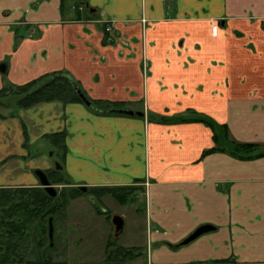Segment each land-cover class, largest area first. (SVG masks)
Wrapping results in <instances>:
<instances>
[{
	"label": "crops",
	"instance_id": "obj_1",
	"mask_svg": "<svg viewBox=\"0 0 264 264\" xmlns=\"http://www.w3.org/2000/svg\"><path fill=\"white\" fill-rule=\"evenodd\" d=\"M75 1L89 7L76 13ZM1 64L0 89L67 71L90 99L144 115L3 97L0 187L40 186V151L63 132L55 148L71 184L142 188V264H264V154L227 149L253 143L264 153V0H0ZM193 113L215 133L173 120ZM216 145L226 150L208 151ZM204 225L212 230L181 244Z\"/></svg>",
	"mask_w": 264,
	"mask_h": 264
},
{
	"label": "rangeland",
	"instance_id": "obj_2",
	"mask_svg": "<svg viewBox=\"0 0 264 264\" xmlns=\"http://www.w3.org/2000/svg\"><path fill=\"white\" fill-rule=\"evenodd\" d=\"M67 7L70 8V4ZM10 99V101H15L14 98ZM88 108L92 110L91 107ZM46 148L40 151L43 155L34 170H54L57 175L63 176L61 170L63 159L60 151L53 145ZM54 186L55 188L59 186L58 190L60 189V185L55 184ZM121 191L125 195V202L101 190L92 194L94 200L89 194H76L74 190L70 195V188L63 190V194L58 196L59 200L63 201L66 198L71 200L68 199L66 208L56 214L54 243L49 248L48 254L58 261L89 264L104 261L114 248L123 246L134 252H140L134 264L145 262L146 254L150 251V244L146 230L148 227L145 217L144 192L142 188L135 189L134 187H126ZM114 215H120L124 220V227L117 236L111 222ZM39 221L40 219L36 217L28 223L22 243V254L24 258L30 260L38 257L36 242L41 232L36 224Z\"/></svg>",
	"mask_w": 264,
	"mask_h": 264
},
{
	"label": "trees",
	"instance_id": "obj_3",
	"mask_svg": "<svg viewBox=\"0 0 264 264\" xmlns=\"http://www.w3.org/2000/svg\"><path fill=\"white\" fill-rule=\"evenodd\" d=\"M63 2V0H62ZM73 9L76 10V13H80L82 10H87L89 7L84 3H79L78 1L74 2ZM93 14L88 13L85 19H90ZM82 17L77 14L72 19L79 20ZM74 85L84 94V96L90 100V104L88 107L92 108L96 114L99 115H117L116 113H110V109L122 108L121 103L110 102L106 100L99 99H90L87 97L86 93L82 89L80 83L75 80V78L67 71H56L46 75H42L39 78L32 80L24 85H6L0 89V107L4 106L5 103L2 102L3 97H9L14 95L17 101V106L26 108L30 107L38 102L42 101H61L63 103L69 102H83L82 99L78 96ZM7 100V99H6ZM193 112V111H189ZM194 118L184 119V118H174L173 120H184V121H200L203 122L214 130L215 127L212 124V121L206 118L204 115H197L193 113ZM4 115L0 111V117ZM151 118H155L158 121H172L171 119H166L165 117H161L160 115H154ZM217 135V134H216ZM54 140V144L57 147H63L64 143V133L57 132L49 135ZM215 136V134H214ZM217 140V138H216ZM215 141V137H214ZM229 148L230 153L235 156L243 157V158H251L255 156H260L264 153L253 154V152L258 148V145L253 143H240V142H230ZM215 150H226L225 147H220L219 145L214 146V148L208 151ZM48 175L51 178L53 184H70L69 180L61 175H57L55 172H48ZM126 187H90L91 192H96L97 190H101L104 193H110L115 199L125 202V195L123 191ZM130 188V187H129ZM4 195L3 205H8L7 209H9L10 221L8 227L10 230L14 232H19L24 227L22 220L15 217V211L17 208H13L10 204L12 202H19L23 204L26 208L25 212L28 213V217H32L34 213L37 211L36 205L41 206L39 211L45 206L50 204L52 200L46 192L39 187H21L17 189H6ZM76 194L78 190L75 189ZM27 217V218H28ZM25 218V217H24ZM12 237V236H10ZM11 240H8L7 245H10ZM140 252L134 253L132 250L128 248L116 247L112 250L111 254H108L105 261H110L112 263L126 262L127 259L131 260L132 257L138 256Z\"/></svg>",
	"mask_w": 264,
	"mask_h": 264
},
{
	"label": "flooded vegetation",
	"instance_id": "obj_4",
	"mask_svg": "<svg viewBox=\"0 0 264 264\" xmlns=\"http://www.w3.org/2000/svg\"><path fill=\"white\" fill-rule=\"evenodd\" d=\"M107 26H110V25L105 26V28H104L105 32H107L106 31ZM110 30H111V26H110ZM142 68H143V61H142ZM143 71H144V69H143ZM147 72L144 71L145 74ZM116 109H119V108H116ZM60 168L61 167H59V169ZM44 172L46 173L48 180L50 181V184L52 186H54L55 184L52 183L51 178L48 175V172H50V171L46 170ZM52 172L56 173V171H54V170ZM63 177H66V176L63 175ZM78 186H80V185H77L74 188V185L71 183L70 184H60L59 190H58L59 186L56 188L54 186V188L56 190V195L50 196L45 191V188L40 184V186H38V187L42 188L46 192V194L49 197H51L52 200L50 201V204L48 206H45L42 209V211H39L41 206L36 205L37 211L34 213V215L32 217L26 216V215H28V213L25 212L26 208L23 204L19 205L20 204L19 202H12V204L8 203L13 208L14 207L17 208V211H15V217L18 219H21L22 222H24L23 223L24 227L19 232H14V231L10 230V228L8 227L9 221H10L9 209H7L8 205H6V206L3 205V203H5L3 199H4V195H5L4 190H6V189L14 190V189L21 188V187H0V264H58L57 262H55L58 260H56L54 257H52L51 255L48 254L49 248H51V246L49 245V243H50L49 219H51V221H52V227H53V233L52 234L54 235V229H55L54 220L56 218V214L58 212H60L61 210H64L66 208V205L68 202L67 200L70 199V198H66L63 201L59 200L58 196L60 194H63V190H65L66 188H70V195H71V191H74L75 189H77L78 190L77 194H80V195L89 194L91 196V198L94 200V197L92 196V194L94 195L95 193L90 191V187H88L86 185L88 187V191L82 192L78 188ZM99 188H101V187H99ZM70 195H69V197H70ZM56 201H58V202H56ZM36 217L40 219V221L36 224V226L40 228L39 231L41 232V234H39L38 240L36 242V246H37L36 248L38 250V257H35V258L33 257L32 258L33 260H30L28 258H24L23 254H22L23 253L22 252L23 251L22 250V243L24 241V237L26 234V228H27L28 223ZM111 222H112V219H111ZM10 236H12V237H10ZM8 240H11L10 245H7ZM53 243H54V241H53ZM63 262H66V261L65 260L60 261V263H63Z\"/></svg>",
	"mask_w": 264,
	"mask_h": 264
},
{
	"label": "water",
	"instance_id": "obj_5",
	"mask_svg": "<svg viewBox=\"0 0 264 264\" xmlns=\"http://www.w3.org/2000/svg\"><path fill=\"white\" fill-rule=\"evenodd\" d=\"M0 71L4 72L5 71V65L1 64L0 65ZM74 88L78 94V96L82 99V101L86 104L89 105L90 101L84 96V94L77 88L76 85H74ZM110 112H115V113H119V114H125V115H137V116H143L144 113L140 112V111H133V110H129V109H110ZM35 174L39 179L40 184L45 188V191L50 195V196H55L56 195V190L54 188V186H52L50 184V181L48 180V177L46 175V173L43 170H35ZM78 188L82 191V192H87L88 191V187L86 185H80L78 186ZM112 224L114 226V230H115V235H118L123 227H124V220L122 218V216L120 215H114L112 217ZM212 230V227L208 226V225H204L201 226L199 228H197L195 231H193L189 236H187L182 242V245L188 244L191 241H193L195 238H197L198 236H200L201 234L208 232ZM53 227H52V221L51 219H49V238H50V243L49 245L52 247L53 246Z\"/></svg>",
	"mask_w": 264,
	"mask_h": 264
},
{
	"label": "built area",
	"instance_id": "obj_6",
	"mask_svg": "<svg viewBox=\"0 0 264 264\" xmlns=\"http://www.w3.org/2000/svg\"><path fill=\"white\" fill-rule=\"evenodd\" d=\"M109 30H110V26H107L106 31H109ZM142 61H143V69L145 72H147L149 69V65H148V61H147L146 57H143Z\"/></svg>",
	"mask_w": 264,
	"mask_h": 264
}]
</instances>
